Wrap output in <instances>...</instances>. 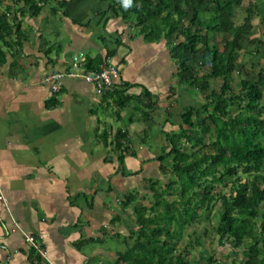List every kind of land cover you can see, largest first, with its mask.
I'll list each match as a JSON object with an SVG mask.
<instances>
[{
  "label": "crops",
  "instance_id": "obj_1",
  "mask_svg": "<svg viewBox=\"0 0 264 264\" xmlns=\"http://www.w3.org/2000/svg\"><path fill=\"white\" fill-rule=\"evenodd\" d=\"M64 1L19 18L21 52L0 68V264H36L29 236L44 264H116L137 230L134 205L147 206L145 185L161 178L144 131L156 124L163 148L194 106L165 40L149 41L110 1ZM80 55L79 72L102 61L120 76L101 91L66 76L54 91L46 77L74 70ZM131 192L138 201L126 207Z\"/></svg>",
  "mask_w": 264,
  "mask_h": 264
},
{
  "label": "trees",
  "instance_id": "obj_2",
  "mask_svg": "<svg viewBox=\"0 0 264 264\" xmlns=\"http://www.w3.org/2000/svg\"><path fill=\"white\" fill-rule=\"evenodd\" d=\"M105 1L113 4L112 11L120 5L149 41L165 40L178 66L179 86L194 87L205 99L201 107L185 109L177 130L164 132L157 161L161 178L169 181L148 180L149 195L143 198L151 205H134L137 230L126 237L116 264H191L176 245L187 228L218 206L215 232L222 244H229L235 256L242 253L244 264H264V0ZM52 2L53 12L67 4L0 0V68L9 55L21 52L19 18L38 16ZM241 8L246 16L236 24L233 17ZM216 36L221 47L213 42ZM248 56L251 68L244 63ZM102 63L89 61L86 69L98 71ZM215 80L222 81L219 90L212 89ZM147 106L152 108L150 99ZM137 201L131 192L124 204ZM193 243L200 245V238ZM30 255L44 264L37 249ZM203 259L194 264H218L214 254Z\"/></svg>",
  "mask_w": 264,
  "mask_h": 264
},
{
  "label": "rangeland",
  "instance_id": "obj_3",
  "mask_svg": "<svg viewBox=\"0 0 264 264\" xmlns=\"http://www.w3.org/2000/svg\"><path fill=\"white\" fill-rule=\"evenodd\" d=\"M50 5L54 6L55 3L52 2ZM244 12L245 11L242 8L238 9L235 12V17H233V21L236 24H240V22L243 21V18L246 16ZM257 20L258 19H256V21ZM256 36L257 37L262 36L261 30L260 32L257 33ZM213 42L218 44L221 47V36L214 37ZM246 59H244L245 61L243 60L244 63L247 64V66L251 68L252 61L250 57L248 56L246 57ZM257 62H259V60H257ZM240 80L241 78H239L236 74L234 76L235 83L239 82ZM221 86H222L221 80H215L212 82V89L219 90ZM197 90L198 89H195L194 87L185 88V91L188 92V94L190 95L189 98L193 101L192 102L194 104L193 107L199 108L205 103V99H204L203 93ZM236 91L238 92L237 88H236ZM147 115L149 114L147 113ZM114 123L117 124L118 122L115 121ZM149 123L152 125V127H149L148 125L149 129L147 127L146 131H144L146 132L147 137L145 138V141L143 142L142 147H145V149L149 151H154V152H156L157 149H160V153H161L162 148H160V145H158L155 142V139H157L155 137L157 136L156 133L158 132V126L156 124H152V122L150 121ZM178 126L174 130H177ZM161 179H163L162 181L164 183H167L169 181L167 178L165 179L164 177H162ZM145 187L149 190V183H147ZM142 202H145L147 206H150L152 201L144 200ZM218 208L219 206L215 208L214 210L210 211L209 213H206L202 217V219H200V221H198L195 225L187 228L184 238L181 240V242L178 245H176L178 252L186 251L185 254L189 256V261L191 262V264H194L197 261L203 262L204 261L203 258L206 257L207 254H214L218 260V264H244V262L246 261L242 253H239V255L237 256L233 255L232 247L229 244L224 245L226 242L222 244L221 240L216 235L215 226L217 224L216 222L217 219L215 218V216L217 214ZM208 217L211 219L209 220V223H208ZM193 233H195L194 234L195 237H193ZM197 238H200V242H201L200 245H196L195 243H193L194 239H197Z\"/></svg>",
  "mask_w": 264,
  "mask_h": 264
},
{
  "label": "built area",
  "instance_id": "obj_4",
  "mask_svg": "<svg viewBox=\"0 0 264 264\" xmlns=\"http://www.w3.org/2000/svg\"><path fill=\"white\" fill-rule=\"evenodd\" d=\"M83 55H80L74 59V70L69 72H54L51 73L46 77V82L52 83V88L54 91L59 92L62 88V79L66 76H72V77H83L85 80L89 83L94 84L98 90H105L110 88L113 85V80L120 76L119 69L114 65L109 64H102L100 67V70L98 71H86V72H79L78 65H81V62L83 60ZM0 200L3 201V197L0 196ZM5 202V200H4ZM28 241L32 246H34L35 249L38 250L41 257L46 256V252L41 244H38L35 240V237L29 236Z\"/></svg>",
  "mask_w": 264,
  "mask_h": 264
},
{
  "label": "clouds",
  "instance_id": "obj_5",
  "mask_svg": "<svg viewBox=\"0 0 264 264\" xmlns=\"http://www.w3.org/2000/svg\"><path fill=\"white\" fill-rule=\"evenodd\" d=\"M43 258V257H42Z\"/></svg>",
  "mask_w": 264,
  "mask_h": 264
}]
</instances>
